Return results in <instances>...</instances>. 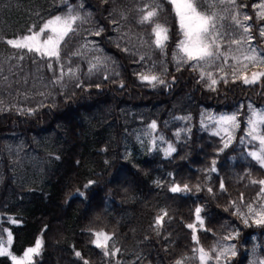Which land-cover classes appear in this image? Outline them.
Here are the masks:
<instances>
[{"label":"trees","instance_id":"16d2710c","mask_svg":"<svg viewBox=\"0 0 264 264\" xmlns=\"http://www.w3.org/2000/svg\"><path fill=\"white\" fill-rule=\"evenodd\" d=\"M147 2L0 0V48L11 49L6 39L27 34L33 26L38 30L52 16L65 14L68 6L84 18L76 33L62 44L59 61L42 58L52 65L53 100L27 112L0 111V225L12 231L14 254L22 255L42 237L44 246L37 264H83V260L89 264H174L176 259L191 257L197 247L186 225L195 222V208L201 207L204 225L197 226L201 246L211 249L225 235L238 232L231 240L237 255L230 264H248L253 249L258 260L264 259V226H246L234 214L236 208L256 199L259 185L251 181L264 179V168L248 155L258 150L257 145L244 138L245 104L264 110V78L245 85L240 80L232 82L228 75V83H224L223 73L206 69L219 81L212 90L210 81L201 80L199 71L188 64L177 70L172 53L182 36L172 5L168 0H156L160 6L156 21L169 30L162 52L151 43L150 26L137 23L138 9ZM237 2L249 5L243 11L254 17L249 21L253 44L264 55V41L257 32L261 22L251 8L258 0ZM101 29L99 36L92 34ZM118 29L125 31L123 43L117 38ZM85 39L94 40L115 61V68L110 73L99 70L86 75L81 61L76 79L64 75L54 82L61 66L66 70L77 42ZM159 60L164 69L159 75L166 85L152 87L141 82L137 75L141 62ZM254 71H264V66L250 67L249 77ZM202 110L238 114L240 127L223 151H219L223 138L201 129ZM153 121L157 128L152 139H158V144L150 141L142 150L129 153L126 130ZM41 133L52 137V161L40 182L28 183L14 176L7 144L19 139L35 148L32 140ZM169 145L176 150L167 155ZM213 160L215 172L210 171ZM174 184H186L190 190L173 193ZM162 211L168 215L156 229L155 220ZM7 218L18 223L10 224ZM94 231L114 234L110 244L120 252L105 257L91 243ZM76 251L83 260L75 256ZM0 264L11 262L0 257Z\"/></svg>","mask_w":264,"mask_h":264},{"label":"snow or ice","instance_id":"6c2138e0","mask_svg":"<svg viewBox=\"0 0 264 264\" xmlns=\"http://www.w3.org/2000/svg\"><path fill=\"white\" fill-rule=\"evenodd\" d=\"M67 3V0H63ZM107 3V0H104ZM172 5V11L178 20L179 31L182 36L177 42V51L174 54V59L177 63V70L183 64H188L194 71H199L201 80L207 78L210 81L208 87L215 90L214 86L219 82L213 72L207 71V68L215 67L217 71L223 73L221 79L224 83H228L227 76L229 72H225L224 66L228 65L232 82L240 80L245 85L257 84L261 78H264V71L251 72L249 77L248 69L250 66L255 67L258 64H264V55L257 52L256 47L253 46L255 36L253 35V25L249 23L254 17L244 12L243 9L249 7L246 4H238L237 0H168ZM80 7H83L81 5ZM159 4L156 0H149L143 7L138 9L139 17L137 23L141 25L150 26V35L154 37L151 43L162 52L169 39L168 28L157 22L156 18L159 14ZM251 8L255 10V19L261 22V26L257 32L262 41H264V0H258L253 3ZM84 18L71 6H68L67 12L63 15H54L46 22L34 30L29 28L28 33L15 38L6 39V43L18 50H26L29 53L39 54L41 58H55L60 60L61 46L66 42V38L70 34L74 35L77 31L78 22H83ZM98 30L93 35L99 36ZM238 33V35H237ZM247 45V47H244ZM128 51V49H124ZM73 55H80L79 52ZM24 57L21 56L20 59ZM144 57L141 56L140 60ZM235 61L234 64H229V61ZM219 62V63H217ZM91 63V62H90ZM100 59L96 58V63L91 64L89 71L96 70L100 64ZM49 69L52 68L48 64ZM68 75L75 76V70L69 68ZM65 75L63 66L60 68V76L56 78L59 82ZM141 82H145L152 87L158 85H166V81L161 78V75L148 72L137 73ZM108 79L107 76L104 77ZM7 79V77H5ZM79 86V84L77 85ZM121 83L120 87H123ZM251 115L248 117L246 136L250 138L251 142H255L258 150L248 152V155L254 159L261 168H264V110H257L249 105ZM31 111V110H29ZM185 119H188L187 117ZM211 119V118H210ZM219 125V130L214 135H220L224 132L227 138L223 141V147L219 151L228 148L234 139L233 132L240 127L238 114L221 115L216 121ZM149 127L153 130L157 128V124L153 121ZM178 135V134H177ZM243 138L241 143H243ZM176 149L171 145L168 146L166 154L170 155ZM216 161H212L210 171H216ZM92 181H89L91 184ZM252 184L259 185L257 192V199L255 203H248L246 205L247 212L236 208L234 214L239 215L244 225L250 224L256 226H264V179L252 180ZM87 187V185H86ZM220 189L224 190L223 182L220 183ZM188 185L174 184L170 191L173 193L189 191ZM197 186V191H199ZM211 193L212 189L208 188ZM243 203V194L240 197ZM233 207L236 202L233 201ZM202 208H195V222L186 225L192 230V241L197 245L192 249L193 255L191 257H184L176 259L174 264H186V261L196 260L198 264H230L232 257L237 255L234 244H223L218 242L211 249H205L199 243L197 235L198 225L203 228L204 220L201 217ZM167 211H162L156 217L155 228L159 229L163 225ZM10 224H17L18 221L13 218H7ZM6 234V239H5ZM94 239L91 243L103 251L105 257H115L120 249L114 248L110 242L114 234H109L105 231H94L92 233ZM157 235L159 232L157 231ZM238 232L225 235L222 237L223 241H230L235 239ZM13 244V234L9 228H4L0 225V257H7L11 264H37L38 257L41 256L44 246L42 237H38L34 245L27 247L22 255L14 254L11 250ZM75 256L82 259L79 251L75 252ZM139 259V258H138ZM83 264H89L88 260H83ZM119 264V261H117ZM251 264H264V259L254 260Z\"/></svg>","mask_w":264,"mask_h":264},{"label":"rangeland","instance_id":"374dc122","mask_svg":"<svg viewBox=\"0 0 264 264\" xmlns=\"http://www.w3.org/2000/svg\"><path fill=\"white\" fill-rule=\"evenodd\" d=\"M117 38L123 43V41H125V31L118 29ZM253 46L255 47L254 44ZM244 47H247V45ZM176 51L177 48L173 51L172 58ZM75 52H79L80 55H73ZM73 53L71 55L72 59L67 61L66 70L64 71L65 77L70 78L71 80L76 79L77 72L81 67V61L85 64L84 73L86 75L96 73L99 70L110 73L116 66L115 61L107 56L92 39H85L77 42L76 49ZM21 56L24 58L20 59ZM97 57L100 59L101 63L96 70L90 72L89 69L91 64L96 63ZM173 60L176 62L174 58ZM234 63L235 61L233 60L229 61V64ZM48 64H51V62H43L39 54L29 53L26 50H18L13 47H11V49L0 48V111H8L12 109L18 110V112H27L53 100L55 94L49 78L52 70L49 69ZM262 66L264 65L258 64L255 67ZM69 68L75 70V76L67 74ZM212 68L215 67L207 68V70ZM224 69L225 72H229V75L231 76L229 67L224 66ZM138 70L139 73L151 70L157 75L164 71L161 60L155 62H141ZM5 77H7V79H5ZM249 105L254 109L263 110L250 103L245 104L246 121L251 115ZM241 108V105L237 107L238 110ZM231 114L233 113L213 114L210 110H202L200 114L201 129L208 132H217L219 130V125L216 121L219 117L221 115ZM246 121L244 138L248 140L250 138L246 136V130L248 127ZM150 124L151 123L137 124L126 130L124 139L125 146L129 153L140 151L145 148L150 141H154L152 139L153 129L149 127ZM235 131L236 129L233 132V136ZM220 136L223 138V145V141L227 136L224 132H221ZM32 141L35 144V148L24 144L19 139L11 140L7 144V151L10 154L14 176L28 183L40 182V177L44 169L48 167L52 161L50 156L52 154V137L48 134L41 133L38 138H35ZM158 141V139H155L154 142L158 144ZM242 157L245 156L242 155ZM1 165L2 161L0 156V170ZM256 199L252 203H255ZM240 210L247 212L246 206ZM220 243L233 244L231 240L222 241ZM254 260H258L255 249L249 252L248 264H251ZM189 261L190 260H187L186 264H190Z\"/></svg>","mask_w":264,"mask_h":264}]
</instances>
